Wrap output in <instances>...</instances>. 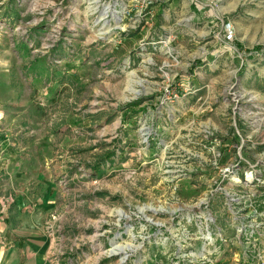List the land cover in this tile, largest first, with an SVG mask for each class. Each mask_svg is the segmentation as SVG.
<instances>
[{
	"label": "rangeland",
	"instance_id": "rangeland-1",
	"mask_svg": "<svg viewBox=\"0 0 264 264\" xmlns=\"http://www.w3.org/2000/svg\"><path fill=\"white\" fill-rule=\"evenodd\" d=\"M0 92L47 264H264V0H0Z\"/></svg>",
	"mask_w": 264,
	"mask_h": 264
},
{
	"label": "crops",
	"instance_id": "crops-1",
	"mask_svg": "<svg viewBox=\"0 0 264 264\" xmlns=\"http://www.w3.org/2000/svg\"><path fill=\"white\" fill-rule=\"evenodd\" d=\"M32 78L30 81L34 84L33 79L36 76ZM6 83L8 84L9 80ZM34 86H39V82L36 81ZM35 89L36 87H30L29 92L34 93ZM4 94L8 95L7 90ZM15 105L19 109L24 108L20 103ZM2 115L4 116V113ZM20 115L22 114L14 115V118H19ZM5 116L7 119L11 117L10 114ZM27 123L35 127L39 121L30 119ZM40 143L36 138L31 142V150L26 149L27 153L24 156L18 155L17 160L16 156L9 154V142L5 143L4 151L7 157L4 158L6 162L0 172L4 173L6 179L4 178L0 188H12L17 194L15 204L7 210L8 213L5 212V207L0 211L4 213L0 216V264H47L46 241L37 227L43 222L49 206L52 184L46 166L49 151L39 148Z\"/></svg>",
	"mask_w": 264,
	"mask_h": 264
},
{
	"label": "bare ground",
	"instance_id": "bare-ground-1",
	"mask_svg": "<svg viewBox=\"0 0 264 264\" xmlns=\"http://www.w3.org/2000/svg\"><path fill=\"white\" fill-rule=\"evenodd\" d=\"M117 248H118V247H116V249H117ZM123 249H124V248L117 249V250H113L112 252H113V253H115V252H116V253H118V252H122Z\"/></svg>",
	"mask_w": 264,
	"mask_h": 264
}]
</instances>
